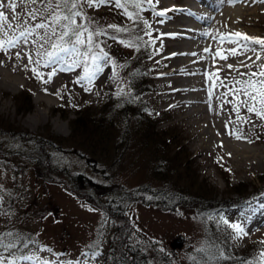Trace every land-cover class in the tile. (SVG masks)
Here are the masks:
<instances>
[{"label":"rangeland","instance_id":"rangeland-1","mask_svg":"<svg viewBox=\"0 0 264 264\" xmlns=\"http://www.w3.org/2000/svg\"><path fill=\"white\" fill-rule=\"evenodd\" d=\"M4 2L6 4L7 0ZM253 2L256 7L248 9L251 14L243 10L248 18L236 19L235 23L237 22L238 32L264 38V3L259 0ZM180 3L181 0H159L156 8L157 11L169 9L167 4L175 6ZM145 9L147 10L141 15L151 25L155 40L144 48L147 56H137L140 59L134 63L136 76L144 74L141 78L147 85L139 93L140 98L148 103L143 112L146 117L154 118L153 121L158 122L154 131L167 130L174 140H179L184 146L186 154L189 153L187 157L191 175L189 174L188 178L187 174L185 176L181 171L171 175L167 178V187L175 185L193 200L199 195L203 201L226 199V204L230 206L235 203L232 199L241 203L247 193L255 192V195L249 198L247 203L245 200L242 204L236 203L237 205L230 208L223 204L216 207H206L202 204L200 212L192 203L176 207V202H172L169 211H162L159 207L143 206L137 201L122 205L115 197H108L105 185L113 181L127 189L145 182H151L158 188L163 185L160 183L163 179L159 181L149 172L152 165L151 155H155L152 148L154 139L149 142L145 139V145L139 138L140 133L150 123H143L136 131V136L131 137L130 143H122L119 149L123 147L126 151L123 161L110 165V171L106 170L105 174H101L99 170L102 167L99 161L95 164L97 169L92 170L89 158L96 156L104 161L109 160V163L114 161L119 151L113 146L115 137L106 139V148L109 149L107 154L99 148V145L105 144L102 141H96L98 148L94 149L86 146L87 143L84 144L86 140L82 131L80 135L83 139L79 137V133L77 136L72 135L71 122L79 116L83 107L98 102L103 93L115 90L117 92L118 85L127 89L130 84L124 71H129V59L136 51L120 44L119 41L109 39L105 50L117 65L124 67L116 68L119 79H113L112 67L105 65L104 71L89 85L92 88L89 92L84 90L82 84L75 83L79 76L83 75L82 68L65 72L59 71L57 66L51 82L44 83L43 80L48 78L52 67L40 66L38 70L43 80L38 79L31 71L36 65H28L26 70L27 58L17 60L15 57L16 51L23 55L29 51L31 45L12 49L9 55L0 53V61H3L0 70L14 78L12 84L0 86V233L11 231L13 236L7 240L18 238L34 242L27 248L20 246L17 255L35 253L43 260L65 264L69 260L84 259L81 256L82 250L91 252L98 248L101 255L97 260H90V264H117L113 257L119 255L111 254L110 243L117 221L119 224H125V232L116 236V247L120 246L123 256L131 264H202L205 253L196 249H207L208 245H212L213 247L207 250L214 251L215 241L209 236L211 231H214L217 237L216 247L226 250L229 255L231 253L232 258L264 247L257 243L264 240L263 212L257 215L259 219L255 217L246 228L250 234L239 241L229 238L230 230L226 226L221 224V228L217 227L220 216L230 221L242 220L241 212L251 216L249 202L253 203L264 193V189L258 191L264 186V126H260L262 121L253 116L256 127L253 128L251 124L242 126V135L247 137L246 140H237L235 136L227 134L229 130L239 129L241 125L230 124L226 129V123L230 119L236 121L237 118L230 104L222 105L221 99H217L226 89L213 88L212 85L213 81L219 84L220 80H225L227 83L236 77V71L230 72L228 68L222 69L218 74H215L216 71H210V74H215L211 80L206 78L205 72L198 75L203 88L202 95L207 97L206 101H209L208 90L214 92L210 100L212 107L210 110L206 101L201 106L198 116L203 119L184 117L186 112L192 111V108L198 109L199 106L193 102L191 105L176 103L178 95H182L179 90H173L176 88L173 81L175 78L177 82L182 81L183 75L173 73L167 78L162 75L165 69L169 68V62L162 54L168 49L167 45L171 40L165 37L160 26L163 22L171 20L166 15L164 18L153 15L147 5ZM2 10L11 19V10L7 7ZM87 14L101 26L120 25L119 20L124 25L130 24L120 11L112 6L90 9ZM109 33L113 34L112 30H109ZM122 38L127 39L126 36ZM144 38L150 39L148 36ZM224 47L229 48L226 45ZM156 49H159L158 53ZM150 54L152 58H149ZM205 56V60L212 59L209 53ZM239 57L229 56L227 60L217 61L224 66L234 65V61ZM12 67L15 71L8 69ZM255 70V67L247 70L240 68L242 72ZM58 91L59 96L56 95ZM223 99L231 100L232 97ZM35 108L38 109L42 121L26 123L27 117L35 112ZM241 114L251 115L244 113L243 109ZM43 139H47L50 144L43 142ZM74 184L84 186L73 191L68 190ZM92 184L105 187H101L97 192L96 186ZM85 196L91 197V200L87 201ZM191 206L193 208H190ZM119 211H124L126 220L114 217ZM246 224L248 225V222ZM178 236L182 237L179 246L174 243ZM123 238L122 249L120 241ZM88 244H92L94 248L87 249L85 246ZM42 246L51 248L52 252L38 251ZM129 249L133 255L129 254ZM56 253L61 255L57 257ZM3 255L7 256L8 253L4 252ZM21 263L22 261L19 262ZM210 264L214 263L210 261Z\"/></svg>","mask_w":264,"mask_h":264},{"label":"snow or ice","instance_id":"snow-or-ice-1","mask_svg":"<svg viewBox=\"0 0 264 264\" xmlns=\"http://www.w3.org/2000/svg\"><path fill=\"white\" fill-rule=\"evenodd\" d=\"M232 2V0H230ZM264 3V0H259ZM159 0H0V53L9 55L12 49H19L31 45L28 52L22 53L15 52L17 60L27 58L28 65H36L31 68L33 74L38 78L40 76L39 67H52L49 72L48 78L43 80L44 83H49L52 76L56 74L57 66L59 71H72L74 69H83V75L75 81V83L82 84L85 91H91L89 85L104 71L105 65L112 67V78L119 79L116 71L117 67H124V65H117L116 62L110 57L109 53L105 50L106 41L102 37H109L114 41H119L120 44L130 47L139 52L142 48H147L155 40L152 36V28L147 20L143 19L141 13L146 11L145 5L148 6L155 16L164 17L168 11L172 9H163L157 11L156 5ZM101 6H112L120 10V14L130 22L131 26H122L117 24H107L105 26L99 25L93 18L89 17L88 10H96ZM8 8L11 10V19L9 15L2 9ZM20 11H17V9ZM188 15L199 19L195 13L189 11ZM161 23L163 21H160ZM109 30H112L110 35ZM142 33V34H141ZM173 35L174 34H166ZM203 35H208L207 32ZM126 36L127 39L122 38ZM145 36L150 39L145 40ZM220 43H229L234 47L227 49L226 52L217 48L212 52L210 48H205L204 52L209 53L215 61L217 58L220 60H227L229 56L239 57L243 56L244 59L240 60L239 65L228 64L227 68L231 72L236 71V77H233L230 82L220 80L219 84L213 81L212 87H223L225 92L221 93L217 99H221V104H230L232 112L236 115V121L231 119L226 123L225 127L228 129L230 124L239 123V129L233 128L227 132L230 136H235L237 140L247 139L242 135V126L251 124L252 127L257 125L252 120L254 116L256 119L262 121L260 126H264V38L248 36L240 32L231 33L227 36L221 35L219 37ZM159 52V49H156ZM252 53L253 55H247ZM172 55H177L173 53ZM182 55H197L196 53H188ZM254 56V58H253ZM149 58H152L150 54ZM260 62V63H257ZM3 61H0L2 64ZM215 66V65H214ZM252 69L255 71L242 72L240 68ZM222 71L221 68H216L218 74ZM196 75L197 73H189ZM215 74H209L205 71L204 75L207 79L211 80ZM164 75V74H162ZM87 82L86 84L84 82ZM66 87V86H65ZM47 92V89H45ZM118 97L130 95L126 88L118 85ZM56 95H60L58 91ZM209 108L211 110V97L213 91L208 90ZM231 96V100L223 99V97ZM62 98V97H61ZM174 107V106H170ZM244 113L251 115H242ZM218 135L220 133H217ZM251 142V141H248ZM221 146H223L221 144ZM231 153H229V156ZM219 162V160L217 161ZM230 171V170H228ZM264 195V193H262ZM147 199H152L151 196ZM2 200V197H0ZM251 208V202H249ZM259 209H264V204L258 205ZM91 210V209H90ZM253 212L256 209H252ZM242 220L230 221L224 216L219 217L217 227L224 225L229 231V238L233 240H241L247 237L250 233L246 229V223L249 221L250 216L244 212L240 213ZM211 219V218H210ZM11 231L0 233V264H19L21 261L33 262V264H54L49 260H43L40 256L33 254H19L20 246L27 248L30 243H34L30 239L27 241L7 240L12 237ZM264 245V240L257 242ZM87 249H93L92 244L85 246ZM213 247L208 245L207 249ZM205 247L196 249L198 252L205 253V258L202 264H210L212 260L218 259H231L225 256L222 249L218 250L217 254H213ZM38 251L52 252L51 248L40 247ZM162 251V249H161ZM8 253L7 256L3 253ZM57 257L61 254L56 253ZM101 252L99 249H94L91 252L81 251V256L84 259H77L75 261H67L65 264H90V260H97ZM240 264H264V247H261L250 258H242Z\"/></svg>","mask_w":264,"mask_h":264},{"label":"trees","instance_id":"trees-1","mask_svg":"<svg viewBox=\"0 0 264 264\" xmlns=\"http://www.w3.org/2000/svg\"><path fill=\"white\" fill-rule=\"evenodd\" d=\"M119 10V9H117ZM120 11V10H119ZM119 18V17H117ZM105 19V17L100 20L101 22ZM119 24L122 26H131L122 24L121 20H119ZM114 34V33H113ZM112 35V34H110ZM103 39L106 41L111 39L110 36ZM105 43V46H106ZM144 48H142L139 52H135L132 57H130L131 67L129 71H124V74L127 76V80L129 82V86L127 87V92L130 93V95H126L123 97H118L115 92H109V93H103L100 100L98 102H93L92 105H87L86 107H83L81 111H79V116L72 120L71 122V128H72V135L77 136L79 133V137L83 139L80 135V132H83L84 136V144L86 146L88 145L91 148H98L96 145V141L98 140L102 141L104 146H100L99 148L102 150V152H106L109 154V149L106 148L107 142L106 139H110L111 137H115L114 139V148L116 150H119L116 157H114V161H111L109 163V160L105 161L103 159H99L96 156L90 157V168L92 170H96L97 167L95 166L96 161L101 162L102 167L99 169L101 170V174H105V171H110V165L112 164H118L121 161H123L124 153L126 151L123 150V147L119 149L122 145V143L131 142V137L135 135L136 131L139 129V127L143 123H150L146 126V128L140 133V140L142 143V140L145 142L146 140L149 142L154 139V145L152 148H154L153 152L155 155H151L152 158V165L149 172L151 173V176H155L153 178H156L157 180L163 179L162 182H160L161 185L159 188L155 187L151 184V182H145L140 183L136 186H132L127 188H124L123 185L120 183L113 181L110 182L108 185H94L95 190L97 192L100 191L101 187L107 188L106 194H108V197L112 196L117 199L119 203L122 205H126L131 203V201H137L140 205L143 206H155L159 207L162 211H169L170 205L172 202H176L177 206H184L186 203H192L199 212L203 208L202 204L206 207H216L218 205H228L226 204L227 200L222 199L221 201L218 200H207L204 199L200 200V196L196 197L194 200L184 195L183 189H177L175 185L169 186L167 182V178L171 175L177 174L178 172L184 173V175L188 176L190 174L189 170V153L186 154V149L184 146L179 143V140H174L173 136H170L171 134L165 130L161 129V131L157 132L154 131L155 125H158L157 121L153 119H149L144 114L143 110L144 108L148 106V103L140 98L139 93H141L142 88H146V84L144 83L143 79L139 76L137 77V72L134 71V66L136 60L140 59L137 58L140 56L146 57L147 54ZM141 85H145L144 87H141ZM159 120V119H157ZM135 130V131H133ZM132 132V133H131ZM131 133V134H130ZM136 136V135H135ZM62 141L64 139H61ZM88 141V142H87ZM43 142L49 143L47 139H43ZM91 143V144H89ZM50 144V143H49ZM52 145V144H51ZM53 147H56L55 145H52ZM60 146V145H59ZM188 156V157H187ZM191 175V174H190ZM183 176V174H182ZM91 182V181H90ZM92 183V182H91ZM84 185H77L74 184L71 185V187L68 188V190L73 191L74 189H80ZM263 187H260L258 191L263 190ZM237 191H235L236 193ZM241 192V191H240ZM103 193V192H102ZM186 194V193H185ZM253 195H255V192L247 193V195L243 197V201L238 202L235 201L236 199H232V202H235L233 204L237 205L236 203L242 204L245 200H248ZM151 196L152 199H147V197ZM204 196V195H203ZM87 201L91 200V197L85 196ZM164 198V199H161ZM205 198V197H204ZM188 205V204H187ZM190 208H193V207ZM116 217H120L122 219L126 220V215L124 211L116 212ZM114 229L112 230L110 243H111V254H116L119 256L113 257V260L115 259L117 264H131L122 254V250L120 246L116 247V236H119L123 232H125V224H119L118 221L116 222ZM221 228V226H219ZM127 232V229H126ZM210 238L215 241L214 245V251L213 254H217L218 250H220V247H216L217 237L214 234V231H211ZM124 238L120 241V245L122 246V249L124 247ZM176 245V244H175ZM225 256L231 257V259H218V260H212L211 262L214 264H240V260L242 258H250L254 255L256 250L250 251L248 254L244 252L240 257H234L232 258V254L230 255L227 253L226 250H224ZM129 254L133 255L132 251L129 249ZM247 255V256H246Z\"/></svg>","mask_w":264,"mask_h":264},{"label":"bare ground","instance_id":"bare-ground-1","mask_svg":"<svg viewBox=\"0 0 264 264\" xmlns=\"http://www.w3.org/2000/svg\"><path fill=\"white\" fill-rule=\"evenodd\" d=\"M164 5H166V3ZM167 7L169 9H172L170 12L168 11L169 14H166V16L169 17L171 21L163 22L160 26V29H162V31L165 33V37L169 38L171 42L167 45L168 49L162 54V57L169 62V68L165 69V72L163 74L164 76H166V78L171 77L173 73H180V75L184 76L183 80L180 82H177L176 78L175 81H173L176 86V88H173V90H179L182 95H178V100L176 101V103H195L197 106H199V108L194 110L192 108V111L186 112L184 117H195V119H203L202 116L198 115L200 114V109H202L201 106L205 103L207 97L205 98L202 95L203 88L199 83L200 80L198 75L204 73L205 71L210 74V71H216L217 67L221 69L227 68L226 65L224 66L217 61L220 60L219 58H217L215 61L212 59H209V61L205 60L206 52H204V49L210 48L211 50H216L217 48H220L221 50L226 52L227 49L232 48V44H221L219 37L221 35L227 36L228 34L238 32V27L236 25L237 22L235 23V20L247 19L248 16L243 13V10L251 14L252 12H249L248 9H250L251 7H256V3L253 2V0H232V2H230V0H181L180 4H177L175 6H170L169 4H167ZM189 11L195 13L196 16L199 17V19L188 15ZM246 23L249 22L246 21ZM205 32H207L208 35H203V33ZM166 34H174V36ZM225 45L229 48L226 49L224 47ZM173 53H176L177 55H172ZM188 53H196L197 55H182ZM247 55L253 54L248 53ZM242 59H244L243 56L239 57V59L237 60L235 59L236 61H234V65H239V62ZM8 69L10 71H15V68L13 67ZM189 73L197 74L190 75ZM9 75L6 72H3V70H0V86H6L9 83H13L14 78L10 77ZM170 91H172V88ZM211 118L213 120L214 115H212ZM41 121L42 120L40 118L38 109L35 108V112L27 117L26 123H39ZM259 204H264V195L262 194L258 198H256L253 203H251V208L249 207V211H251L252 209H256V211H252V215L250 216L247 226L250 225L256 215L262 212L264 213V209H259ZM25 263L33 264V262L29 261H26Z\"/></svg>","mask_w":264,"mask_h":264},{"label":"water","instance_id":"water-1","mask_svg":"<svg viewBox=\"0 0 264 264\" xmlns=\"http://www.w3.org/2000/svg\"><path fill=\"white\" fill-rule=\"evenodd\" d=\"M181 238H182L181 236H178V237L174 240V243H175L176 245L179 246Z\"/></svg>","mask_w":264,"mask_h":264}]
</instances>
